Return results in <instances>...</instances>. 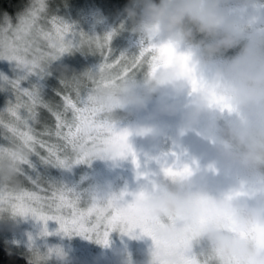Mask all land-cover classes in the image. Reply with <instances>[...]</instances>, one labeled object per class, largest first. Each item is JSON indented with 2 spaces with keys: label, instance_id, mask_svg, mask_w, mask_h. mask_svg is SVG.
I'll list each match as a JSON object with an SVG mask.
<instances>
[{
  "label": "clouds",
  "instance_id": "1",
  "mask_svg": "<svg viewBox=\"0 0 264 264\" xmlns=\"http://www.w3.org/2000/svg\"><path fill=\"white\" fill-rule=\"evenodd\" d=\"M258 7V0H130L124 12L139 43L171 44L188 57L190 71L173 60L158 63L154 71L137 70L139 78L136 72L100 71V64L61 75L78 81L86 103L110 123L118 113L131 115L150 103V119L178 117V134L198 130L217 164L243 182L213 195L192 171L182 178L157 174L138 186L151 232L140 264H181L193 251L214 257L215 264H264V20L255 19ZM75 49L96 51L87 43ZM230 50L236 51L229 55ZM157 132L150 125L136 130L140 137ZM12 151L27 156L18 146ZM90 159L112 160L98 150ZM18 168L17 159L0 154V186L20 189ZM238 191L244 194L235 195ZM185 239L186 249L179 247ZM114 256L116 264H134L127 250Z\"/></svg>",
  "mask_w": 264,
  "mask_h": 264
},
{
  "label": "snow or ice",
  "instance_id": "2",
  "mask_svg": "<svg viewBox=\"0 0 264 264\" xmlns=\"http://www.w3.org/2000/svg\"><path fill=\"white\" fill-rule=\"evenodd\" d=\"M111 38L109 33L86 39L59 17L48 15L46 0H31L26 10L17 14L15 25L5 14L0 24V60L14 62L23 74L11 80L0 74V90L7 85L14 95V100L6 101L0 110V133L11 145H0V154L8 153L18 160L20 175L24 174V166L33 168L31 156H36L44 165L70 170L73 165L89 163L91 154L97 150L112 160L130 157L132 164L139 168L128 142L129 131L100 119L97 110L86 103V89L78 81L61 79V88L56 91L58 99L49 101L42 99L36 86L21 87V81L29 75L43 77L47 74V65L85 43L103 56L100 71L125 76L142 68L154 71L158 63L173 60L190 71L186 67L188 57L176 52L171 44L140 42L135 55L121 53L112 58ZM193 86H198L195 79ZM212 100L218 102L215 96ZM41 109L53 122L43 116ZM13 146L23 148L27 156H18L12 151ZM157 163L158 173L138 172V178L150 181L157 174L182 178L192 173V168L175 152L158 158ZM30 182L34 187L10 190L0 186V209L31 216L45 225L55 221L59 225L57 232L95 238L102 244L107 243L109 233L115 229L125 234L139 230L141 235H151L150 221L139 204L142 193L126 189L118 193H81L63 184ZM243 194L242 191L235 193ZM42 234H49L46 228ZM188 245L189 240L185 239L179 247L186 249ZM181 264H215V258H202L193 251L182 256Z\"/></svg>",
  "mask_w": 264,
  "mask_h": 264
},
{
  "label": "rangeland",
  "instance_id": "3",
  "mask_svg": "<svg viewBox=\"0 0 264 264\" xmlns=\"http://www.w3.org/2000/svg\"><path fill=\"white\" fill-rule=\"evenodd\" d=\"M46 3L48 15L59 17L71 25L77 33L88 37H103L111 33L109 47L112 58L120 56L121 53L132 56L139 51L140 43L138 37L130 31L131 22L127 20L125 8L117 12L115 6L110 7L104 3L89 7L86 6V2L66 4L61 1H46ZM10 21L15 25L17 17L10 18ZM2 23L3 18H0V24ZM95 55H97L96 58H94ZM77 58L81 62H87V59L89 62L94 61V69L103 61V56L99 51H88L87 49L78 51L74 48L61 55L50 66L60 64L67 67L76 63ZM0 74L11 80L23 73L16 69L14 62L0 60ZM141 74L140 71H136L137 78ZM29 82L43 84L44 81L43 77L29 75L21 81V87L28 88ZM8 100H14V95L11 89L4 85L0 90V110L5 107ZM152 105L150 103L148 107ZM117 115L119 119L114 125L120 129L125 124L127 115L123 113ZM129 116L135 117L132 114ZM175 136V133L170 132L168 141L172 142ZM0 145L11 146L3 139L2 133H0ZM30 161L33 168L24 166V174L20 175L22 187H34L31 180L42 185L53 183L59 186L63 184L81 193L92 191L116 193L112 187L107 186L106 188V182H104L110 176L108 169L105 170L108 160L98 159L89 163L76 164L70 170L44 165L36 156H31ZM216 169L224 170L218 164H216ZM223 176L220 186L214 184L212 187H207L211 194L221 195L230 190L229 179L234 180L235 175L224 170ZM123 179L118 184V190L128 187L126 177ZM236 182L238 186L239 182ZM58 227L55 221H48L45 225L31 216H20L0 209V243L33 264H116L114 252L123 250L131 253L134 264H140L145 259L146 252L151 245L150 239L141 235L139 230H136L134 234L113 230L109 233L107 243L102 244L98 243L95 238L57 232ZM45 228L48 235L42 234Z\"/></svg>",
  "mask_w": 264,
  "mask_h": 264
},
{
  "label": "flooded vegetation",
  "instance_id": "4",
  "mask_svg": "<svg viewBox=\"0 0 264 264\" xmlns=\"http://www.w3.org/2000/svg\"><path fill=\"white\" fill-rule=\"evenodd\" d=\"M258 5L255 19L257 22H260L264 20V0H258ZM235 51L230 50L229 55ZM152 107L153 105L147 107L145 110L133 112L132 115L135 116L134 118L127 115L125 124L120 128L126 129L130 133L128 142L136 154L139 168L132 164L130 157L108 160L105 165V170L107 171L108 169L110 176L108 180H104L106 182V188L107 186L112 187L116 193L120 192L122 189L118 190V184L126 177L128 184L126 190L128 192H135L138 186L145 183L144 178H138L137 173H158V158L164 157L166 154L172 152L179 155L181 161L192 168L194 173L193 178L197 182L203 183L206 187H212L214 184L220 186L223 182L224 170L216 169L215 152L209 142L198 135V130L179 135L178 117L160 116L155 119H150L149 114L152 111ZM149 125L158 130L155 137H140L136 134L138 128ZM170 132L176 135L172 142L168 141L170 140ZM233 178L234 180L229 179L230 190L237 187L236 181L238 180L236 177ZM238 182L239 184L243 183L242 181Z\"/></svg>",
  "mask_w": 264,
  "mask_h": 264
},
{
  "label": "trees",
  "instance_id": "5",
  "mask_svg": "<svg viewBox=\"0 0 264 264\" xmlns=\"http://www.w3.org/2000/svg\"><path fill=\"white\" fill-rule=\"evenodd\" d=\"M48 1H61L66 4H72L74 2H86L87 7L104 3L108 6H115L116 11L123 10L126 6H128L130 0H46ZM31 0H0V18H4L5 14L9 18L17 17L18 13H21L26 10V8L30 5ZM95 55L94 58H96ZM98 59V58H97ZM77 62L73 65L64 67L62 65H51L47 70V74L43 76V84H36L34 82L28 83V88L32 86H36L40 92V95L43 100L49 101L53 99H58L56 97V91L61 88V75L71 77L72 75H78L86 69H94V61L89 62H81L79 58L76 59ZM96 60V59H95ZM79 61V62H78ZM66 69V70H65ZM71 69V71H70ZM43 112V110H40ZM45 118L49 122H53L51 118L48 116L46 112L42 113ZM39 127V125H37ZM0 264H33L28 261L25 257L20 255L19 253L7 248L3 244L0 243Z\"/></svg>",
  "mask_w": 264,
  "mask_h": 264
}]
</instances>
